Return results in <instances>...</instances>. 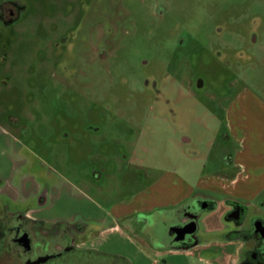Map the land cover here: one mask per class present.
Masks as SVG:
<instances>
[{"label":"rangeland","instance_id":"1","mask_svg":"<svg viewBox=\"0 0 264 264\" xmlns=\"http://www.w3.org/2000/svg\"><path fill=\"white\" fill-rule=\"evenodd\" d=\"M24 1L0 60V213L109 224L167 168L194 180L264 148L263 106L249 128L229 115L237 96L264 99V0ZM128 232L102 248L150 264ZM225 251L158 256L225 264Z\"/></svg>","mask_w":264,"mask_h":264},{"label":"crops","instance_id":"2","mask_svg":"<svg viewBox=\"0 0 264 264\" xmlns=\"http://www.w3.org/2000/svg\"><path fill=\"white\" fill-rule=\"evenodd\" d=\"M245 92L248 93V89ZM243 96L247 100L244 101ZM249 97L246 94L237 96L229 108V115L233 114L236 125L240 127L242 123L248 128L251 126L250 121L243 116L255 114L260 105L264 110V99L252 97L250 100ZM231 130L235 132L232 123ZM244 153H247L246 147L237 153L235 162L225 158L221 170L201 173L194 180L180 174L178 169L167 168L148 185L135 191L127 201L113 205V212L117 218L127 219V235L137 243L139 251L144 250L142 254L151 259L153 264H161L159 254L165 257L174 253H203L201 249L209 245L220 249L225 247L224 263L236 264L242 242L230 234L232 224L226 219V213L232 202L255 213L261 211L264 202V198L259 200L264 194V183L261 182L264 179V148L251 157L244 158ZM205 204L207 206L202 207ZM188 211L195 215H188ZM156 212L162 224L160 234L150 225ZM181 216L196 218L195 248L163 249L162 244L168 238L167 224L172 220L177 221ZM126 227L117 224L115 229L125 235ZM229 246H235V250L227 252Z\"/></svg>","mask_w":264,"mask_h":264},{"label":"flooded vegetation","instance_id":"3","mask_svg":"<svg viewBox=\"0 0 264 264\" xmlns=\"http://www.w3.org/2000/svg\"><path fill=\"white\" fill-rule=\"evenodd\" d=\"M26 9L24 0L0 1V45L3 47L0 60L3 62L7 57L5 47L8 43L5 30L19 22ZM67 42L68 39L64 38L57 44L66 45ZM98 54L102 59L107 56L104 51H98ZM198 85L202 86L203 81L198 80ZM123 157L133 160L132 154ZM187 214L195 215L189 211ZM110 216L112 222L109 224L99 219L51 221L35 215L33 209L21 212L4 208L3 213H0V264H145L137 263L131 256L102 248L103 242L99 241V237L115 230L118 224L113 211ZM226 219L232 224L230 234L242 242L236 264H264V202L258 213L232 202ZM191 220L181 216L177 221L172 220L167 224L168 238L162 244L163 249L195 248V232L186 234L181 240L176 239L183 229L190 227L188 222ZM213 246L201 250L205 252Z\"/></svg>","mask_w":264,"mask_h":264},{"label":"water","instance_id":"4","mask_svg":"<svg viewBox=\"0 0 264 264\" xmlns=\"http://www.w3.org/2000/svg\"><path fill=\"white\" fill-rule=\"evenodd\" d=\"M207 204L203 205L202 207H206ZM189 228L188 229H183L180 233L177 230L176 232L179 233V236L176 237L177 240H181L185 237L186 234H191L194 233L197 229V221L196 218L192 219L191 221L188 222Z\"/></svg>","mask_w":264,"mask_h":264}]
</instances>
